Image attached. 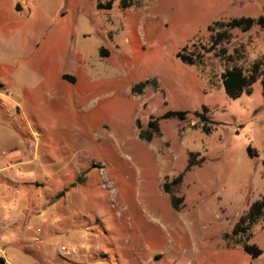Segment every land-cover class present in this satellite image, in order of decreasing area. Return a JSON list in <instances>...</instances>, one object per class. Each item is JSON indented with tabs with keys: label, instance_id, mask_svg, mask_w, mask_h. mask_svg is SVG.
I'll list each match as a JSON object with an SVG mask.
<instances>
[{
	"label": "rangeland",
	"instance_id": "rangeland-1",
	"mask_svg": "<svg viewBox=\"0 0 264 264\" xmlns=\"http://www.w3.org/2000/svg\"><path fill=\"white\" fill-rule=\"evenodd\" d=\"M107 2L0 0V94L18 103L10 111L0 106V155L29 145L37 152V181L52 196L69 190L74 216L91 221L83 249L98 247L105 257L98 264H264V217L247 232L259 257L232 235L264 196L262 87L257 81L250 95L233 100L221 82L225 69L248 73L264 64V29L231 30L214 49L208 32L216 21L264 16V0H125L127 7L113 0L109 9L97 7ZM178 53L198 64L183 63ZM203 107L208 134L194 115ZM167 112L188 115L160 119ZM190 154L196 164L184 172ZM51 201L30 218L42 229L40 255L30 263L56 264L65 258L60 247L72 249L54 232L66 222V204Z\"/></svg>",
	"mask_w": 264,
	"mask_h": 264
},
{
	"label": "crops",
	"instance_id": "crops-1",
	"mask_svg": "<svg viewBox=\"0 0 264 264\" xmlns=\"http://www.w3.org/2000/svg\"><path fill=\"white\" fill-rule=\"evenodd\" d=\"M75 82L76 79L74 78V82L70 84H75ZM0 95V106L7 107L9 111L13 107L17 108L16 99L8 95ZM22 144L26 145L25 139ZM29 146L28 148H13L6 153L3 151L0 155V260H3L4 264H34L27 261V258L40 255L42 229L31 227L29 225L30 218L51 205L53 202L51 199L54 198V200L61 199L66 204L64 205L66 222L55 226L54 232L64 236L72 247L71 250L76 248L78 253V255L71 257H61L62 261L56 264L100 263V261L94 262L105 258L101 251H98V247L95 248L93 254L91 249L88 253L83 249L84 243L88 241V233L94 232L91 221L87 220L82 212L74 216L75 209L70 205L71 193L69 190L52 196L46 187L47 183L37 181L38 174L42 173V167L37 166V152H32V147ZM45 159L44 162L49 163L48 159ZM20 167L23 172L18 173L16 170ZM34 187H41V190H35ZM42 195H47L44 200ZM47 197L50 198L48 203L45 200ZM17 205H23L24 212L29 217L24 216L26 218L24 222V217L21 218ZM20 224H23L22 227H19ZM34 236H38V242L33 241ZM11 248L16 249L17 254L10 253ZM36 264H44V262L39 261Z\"/></svg>",
	"mask_w": 264,
	"mask_h": 264
},
{
	"label": "trees",
	"instance_id": "trees-1",
	"mask_svg": "<svg viewBox=\"0 0 264 264\" xmlns=\"http://www.w3.org/2000/svg\"><path fill=\"white\" fill-rule=\"evenodd\" d=\"M113 3V0H109L106 4H98V8H105L109 9L111 8ZM121 6L127 7L125 4V0H121ZM254 27H259L261 29H264V16L260 15L256 18L251 17H241V18H234L230 19L226 22H214L211 26L208 27V32L210 33V41H211V47L214 49L219 44L227 41L229 39V31L231 30H241L243 32L249 31ZM177 57L187 65L193 66L197 65L198 62L190 55H184L182 53H178ZM62 79L73 83L74 78L63 75ZM259 81L262 87V94L264 97V64H256L252 67L250 72H245L241 68L233 66L231 68L225 69L224 72L221 75V82L223 89L225 91L226 96L229 99H236L242 94L250 95L252 92V86ZM145 84H140L139 86H135L132 89V92L135 93L136 91H141ZM203 113L199 114L197 112L194 113V115L199 119V121L202 123V129L204 133L208 134L209 129L205 126L206 122L208 121V118L204 115L207 113V108H202ZM188 113L187 112H167L164 115L161 116L160 119H177L179 122H183L186 120ZM138 127V123H137ZM148 130L153 134L159 133V128L156 120H151L147 124ZM139 128V127H138ZM151 133H140V138H145L146 140H150L152 138ZM251 153V151L249 150ZM192 154L189 155L188 158V164L185 168L184 172H188L196 163L193 161ZM183 174L178 176L176 179H174L171 184L176 186L181 183ZM164 191L165 193L169 194L171 196V202L174 208L177 206V200L172 196V192L170 190V187L168 184L165 183L164 185ZM264 217V196L254 202L248 209L245 215L239 218L238 222L234 226L232 230V235L240 236L241 238L236 242V244H242L244 246L245 251L251 255L252 258H257L261 254V250L258 249L255 245H249L248 241L250 239V236L247 234V232L250 230V228L258 223L262 218ZM0 264H4L3 260H0Z\"/></svg>",
	"mask_w": 264,
	"mask_h": 264
},
{
	"label": "built area",
	"instance_id": "built-area-1",
	"mask_svg": "<svg viewBox=\"0 0 264 264\" xmlns=\"http://www.w3.org/2000/svg\"><path fill=\"white\" fill-rule=\"evenodd\" d=\"M38 239H39L38 236H34L33 241L38 242L39 241ZM59 251L65 257H71V256H75L77 254V250H69L64 246L60 247Z\"/></svg>",
	"mask_w": 264,
	"mask_h": 264
}]
</instances>
